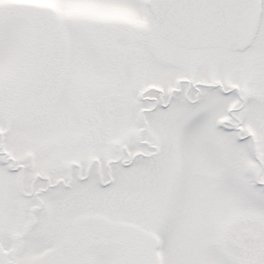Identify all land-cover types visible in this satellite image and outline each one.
Returning a JSON list of instances; mask_svg holds the SVG:
<instances>
[{
  "label": "snow or ice",
  "instance_id": "snow-or-ice-1",
  "mask_svg": "<svg viewBox=\"0 0 264 264\" xmlns=\"http://www.w3.org/2000/svg\"><path fill=\"white\" fill-rule=\"evenodd\" d=\"M0 264H264V0H0Z\"/></svg>",
  "mask_w": 264,
  "mask_h": 264
}]
</instances>
